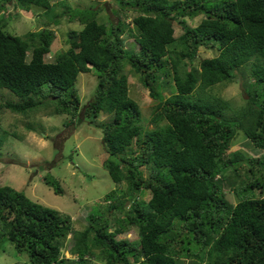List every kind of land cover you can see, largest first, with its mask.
I'll return each instance as SVG.
<instances>
[{
  "label": "trees",
  "instance_id": "16d2710c",
  "mask_svg": "<svg viewBox=\"0 0 264 264\" xmlns=\"http://www.w3.org/2000/svg\"><path fill=\"white\" fill-rule=\"evenodd\" d=\"M54 1L0 0V12H47ZM113 1L137 13V50L122 45L128 23L100 21L102 6L66 7L80 27L67 32L70 47L51 60L44 59L55 37L51 27L25 39L3 29L0 17V88L17 97L5 107L24 116L48 108L46 114L70 115L71 123L112 115L101 125L109 155L103 165L123 186L106 193L107 212L93 207L88 225L74 229L70 215L0 185V245L9 241L30 264H177L181 257L186 264H264V155L228 153L240 132L264 151V0ZM65 14L55 12L51 21ZM196 14L203 16L191 26L186 17ZM201 47L218 53L195 62ZM127 67L157 99L150 127L128 96ZM84 72L94 73L97 83L81 110L76 83ZM238 79L248 97L235 109L213 86ZM163 85L170 88L166 97ZM131 144L132 157L113 160ZM45 184L63 191L52 174ZM110 209L125 212L112 231ZM128 224L137 227V242L115 238ZM69 233L67 257L61 250Z\"/></svg>",
  "mask_w": 264,
  "mask_h": 264
},
{
  "label": "rangeland",
  "instance_id": "374dc122",
  "mask_svg": "<svg viewBox=\"0 0 264 264\" xmlns=\"http://www.w3.org/2000/svg\"><path fill=\"white\" fill-rule=\"evenodd\" d=\"M62 2L64 3L62 4ZM67 6L69 9L90 7L96 9L102 6L98 18L103 22H106L107 19L116 21L118 19L116 15H118L121 20L128 23L122 35V45L127 51L130 48L138 49L132 36V32L135 33L134 24L131 23L137 13L132 10L120 9L113 0H57L52 3L51 10L47 12L38 7L28 11L8 7L0 12V17L3 18L6 25L3 29L30 39L43 27H51L55 37L44 56V59L51 60L54 58L55 52L65 51L70 47L71 39L67 32L80 27L77 20L69 19ZM64 10H67V14L60 16L58 23L51 21L53 13H61ZM115 10H117V14L113 13ZM202 16V14H196L192 18L186 17L187 23L194 26ZM129 31H131V35ZM175 32L176 35L180 33L178 30ZM216 54L215 49L201 47L194 61L197 62L202 57ZM131 71L130 67L125 70L128 77V96L138 104L144 126L150 127L148 119L151 117V111L157 103V99L150 96L138 74ZM168 78L170 77L163 75L165 84L170 86L172 81L171 79L168 81ZM96 83L97 77L94 73L79 74L76 91L81 110L90 100ZM242 83V79H238L225 85L218 84L213 86V92L227 99L229 104L237 109L243 102ZM160 90L165 97L170 93V88L166 85H163ZM7 101H17V97L0 88V185H10L23 191L34 201L70 215L74 229H82L88 225L85 216L92 211L93 207L99 206L102 211L107 212L111 203L110 200L105 199L106 193L112 189L123 188L112 180L103 165L109 155L102 144L101 125L111 120L112 115L103 113L94 121H89L81 116L71 123L70 115L46 114L48 108L47 110L40 108L30 116L12 112L5 107ZM66 122L68 124H64ZM4 130H7L9 134H5ZM11 133H14L15 136ZM235 149L245 150L254 157L264 155V151L254 147L241 132L237 134L228 153ZM129 151H131V147L127 148L125 153L127 154ZM113 160L118 161V157L113 156ZM51 174L59 180L63 190L61 194L54 193L45 184L46 177ZM146 174H148L147 171ZM230 199L233 203L236 202V197L233 196ZM125 205L128 206L129 203ZM109 211L112 213L108 219L109 230L112 231L118 227L115 219L122 217L125 212L119 209H110ZM115 238L126 240L129 243L137 242L139 239L137 227L134 224H128L122 229V232L115 235ZM72 242L71 236H68L63 244L61 251L67 257H70L67 250ZM184 258L181 257L177 264L189 262ZM90 261L92 264H105L101 259H90ZM0 264H30V261L25 252H18L13 244L6 241L0 245Z\"/></svg>",
  "mask_w": 264,
  "mask_h": 264
},
{
  "label": "clouds",
  "instance_id": "9594fccd",
  "mask_svg": "<svg viewBox=\"0 0 264 264\" xmlns=\"http://www.w3.org/2000/svg\"><path fill=\"white\" fill-rule=\"evenodd\" d=\"M116 18L120 19V17H118V16H116ZM131 23H133L132 20H131ZM191 26H193V25H191ZM244 97L247 98L248 96L244 94ZM133 145L134 144H131L130 146L127 147V148L131 147V151H129L127 154L125 153L127 148H124V150H122V152L117 155V157H118V161L117 162H121V159H122L121 157L128 158V157H132L133 156V152L132 151H133V148H135V146H133ZM126 203H128V201ZM69 234H71V233H69ZM69 236H71V235H69Z\"/></svg>",
  "mask_w": 264,
  "mask_h": 264
}]
</instances>
